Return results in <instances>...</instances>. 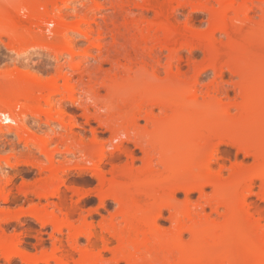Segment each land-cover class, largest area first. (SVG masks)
<instances>
[{
	"label": "rangeland",
	"instance_id": "1",
	"mask_svg": "<svg viewBox=\"0 0 264 264\" xmlns=\"http://www.w3.org/2000/svg\"><path fill=\"white\" fill-rule=\"evenodd\" d=\"M43 1L44 0H0V21L3 22V24H0V81H2L0 82V94L4 96L5 94L9 95L8 93L11 92V96L9 95V98L11 99L15 95L10 101L11 104L13 103L12 106L15 108L14 112L15 115H17L18 125L22 127V129L17 132L9 134L0 133V238H3L0 239V264H32L34 259H43V257H46L44 260L49 259L48 264H59V259H63L67 264H78L77 262L81 260L79 258H81L80 255L83 251H87L86 253L90 254L92 260L97 259L98 261V254L101 253V257L103 256L100 258L102 262L101 264H110L112 259L111 251L117 246V242L115 239L108 238L104 232L103 225L107 224L112 216L114 217L116 214L115 212H117L118 205L106 197V186H108V184H110L113 180L111 179L112 176L109 173L112 166L122 168L128 159L121 156L120 159L114 163L106 161L103 165H101L102 171L105 172V179L103 181H99L94 176L95 169L93 165L98 155L97 153H99L102 148L105 149L104 151L106 153H108L116 143L113 141L114 136H112L102 125H100L99 122L94 120L93 115L98 108L104 106L105 108L108 107L110 111H113L114 109L116 110V108L121 109L123 103L120 105V99L124 98L126 95L128 96L129 94V92L125 91L127 88H124V91L123 89L117 90V93L114 92L115 95L111 91L109 93L108 90L102 87V85L107 83V80L108 83L105 85L108 87L109 84L111 86L116 85L114 84L116 80L121 83L126 81L130 85V88L128 87L129 89H127V91H130L131 94V91L134 93L133 90L141 84H148L149 86L156 81L157 84L164 83L166 74L163 68L159 67V70L155 72L158 79L153 80L149 73L152 71V65H154V62L146 60L148 62L145 65L144 63H140L141 61L139 62L138 57H136L138 61L136 62V59L133 58V60H135L133 61L135 62L133 67H131L133 70L129 73L127 72V74L126 72L123 74V72L120 71L117 73L116 70H113L110 64H104L103 72H101L102 74L96 77L89 75V71L101 62V55H104L105 49L110 48L113 46L112 44H114L113 37L115 36V29L113 28L114 30H112L110 26L108 28H104V21L108 22L110 19L115 18V21L118 19V22H116L120 24L123 19H129V21L134 20L137 22L138 26L134 29V31L132 30L133 33H135V30L137 29V32H142L143 30H145L143 32H146L148 28L149 32L151 28L152 30L154 29V33L150 30L154 35L158 31L155 29H160L162 26L168 27L167 29H178L179 37L174 46L177 48L178 44H183V48L179 55L180 60L175 64L176 66L172 68V72H176L177 68L180 73L178 82H180L181 87L179 88H183L184 92L186 89L188 90V88H190V91L186 90L188 93H186L185 97L191 96L193 92L191 90H195L193 94L195 96L197 95L196 97L198 102H204V98L209 95L205 99L213 98L214 100L219 101V108L221 107L219 111H223L224 109H227V105H232L240 101L235 92L240 84L244 85V82L245 85H251L257 82L264 83V68L257 69L253 67L255 64L259 65L261 62H264V6L261 7V4L258 2L259 0H233L236 5L244 3L247 4L248 8H250L248 15H246L248 17L245 16L244 18V15H238V18L241 16L239 18L240 20L247 19L245 20L247 23L243 20L240 21L237 18L240 22L236 20L233 21L234 23H230V30L228 29L229 33L227 32V34H222L217 32L211 36L210 33L212 34L213 30H217L216 28L220 27V25L222 26L220 21L215 23V20L213 19L215 18V15L220 12V6L224 4L223 0H221L223 2L221 5L219 0H178L181 2L182 7L174 15L172 14L171 9L175 3H173V1L169 3L170 0H71L67 6H64L62 3L57 1L58 7L55 6L53 9L49 7L48 9L49 11L52 10L53 15L65 14L67 23L69 26L71 25L68 37L73 40V46L71 49V53L73 54L71 56V54L69 55L68 53H65L62 57L56 60L53 56V51L56 47L54 46V40H52L50 35V32L53 30V26L36 22V20L31 22L27 18L30 13L37 16L39 13L43 12V9L39 7V4ZM228 1L229 3L233 2L231 0ZM228 1L227 4H229ZM165 3L167 5H165ZM171 4L173 5L170 6ZM117 6H120L123 9L122 12L120 11V14L116 10ZM142 6L146 7L144 15H140V7ZM168 8L171 9L168 10ZM95 9L98 10L96 11ZM159 10H165V13L168 11L166 14L169 19H167V17L160 18V16L157 15ZM169 12H171V15ZM231 15L228 14L229 17ZM79 17H86L85 19L92 22L95 21L96 24L91 22L92 26L87 24L78 25L76 22ZM232 17L233 15L231 18ZM164 20L165 23L163 22ZM160 23L162 26H159ZM4 29L9 30L5 32ZM158 32L156 34L160 36L162 31L159 30ZM99 33L102 34V38L100 41H97L99 39ZM10 34L11 36H8ZM86 34H89L90 36L87 35V37H85ZM207 34L212 39H210ZM127 35H124V37ZM158 35L154 36H157L158 39L162 41V36L159 38ZM124 37L119 38L120 41L118 42H123L121 39L124 40ZM126 38L127 37H125V39ZM98 43H100V47H98V49L100 48L101 50H98L96 47V44ZM173 43H168L170 48H173ZM160 45L162 46L161 43ZM166 45H164L163 42V46ZM153 46L158 45H155L154 43ZM169 47L167 46V48ZM156 48H160V46ZM190 48L191 50H189ZM213 48L217 51L220 50V66H224V73L218 78L214 76L211 70L207 69L212 65L213 61L210 54L207 52ZM220 52L223 53L224 56ZM160 53L159 58L161 57V67L166 66V57L168 56V52L162 50ZM241 62L244 65L243 73L244 76H246L245 79L234 76L228 72V69L226 70V68L230 65H241ZM139 63L143 66L145 65L143 70L137 68ZM59 67L62 69L61 72H57ZM203 68H206V70L198 76L199 74H197L198 72L196 71ZM18 72L27 73L31 77L40 80H49L50 78L57 77L58 73H60L61 76L57 83L60 90L63 89L65 80L68 79L71 80V84L76 87L72 92H67L64 89L61 90L62 93L57 94V96L55 95V97L52 98L53 103H51V106H47V104L43 101L47 95L46 90H43L40 93L34 92V96L30 93L26 96L27 98H23L25 96H17L16 93L20 90L17 88H20V83L19 81H16L15 74ZM10 75L13 77H10ZM1 76H7L6 78L3 77L4 80H6H2ZM111 77L114 78L115 82ZM260 80H262V82ZM15 84L17 86H15ZM107 86L105 87L107 88ZM89 88H92V90L88 91ZM93 88L97 91L94 93L96 94V106L92 105L95 98H91V95L86 93V91L90 92V94L94 92ZM224 93H226V96H224ZM117 94H119V96ZM30 95L31 97L33 96L32 100L30 99ZM41 95H43V97ZM35 96L38 99H35ZM120 96L122 98H120ZM6 98L9 99L8 97ZM60 108H62L63 112ZM85 108H88V110ZM112 108L113 110H111ZM59 110L62 112L61 115L63 117H61V115L60 117L62 120L64 119V124L63 122V125H61V123L58 124L56 121H52L53 124L50 123V128L45 126L46 124L44 125V123L46 122L45 120L48 118L49 113L52 111L55 113ZM204 111L206 110H202V113ZM228 111L229 116H235L236 111L234 109H230ZM154 113L156 115L155 117H157V115L159 117L161 112L159 113L158 110H154L153 114ZM202 113L200 112L199 115ZM112 114H115L114 111ZM161 117H163L162 113ZM0 125L2 126L1 123ZM139 126L141 129L146 127L143 121H139ZM147 128L149 129L150 127L147 126ZM67 135H70V137H67ZM119 136L123 138V132L119 134ZM198 140L197 142H199ZM129 147L134 150V157L136 159L134 160L133 172L131 173L136 174L138 172L141 174L142 172H139L142 168L140 159L143 155L139 150L134 149L132 145ZM206 150H208V146L206 147ZM207 152L208 151H206V153ZM200 153L203 152H199V154ZM206 153L202 155L205 156ZM218 153L217 155L219 157L222 156L220 157L221 161L219 160V163L223 164L227 169L220 173L221 177L218 175L220 172L219 166L214 164L212 167L213 171L211 170L212 173L210 174L214 176L218 175L220 182L224 184V188L225 184L229 187L228 190H226V193H229V190H232L233 186L230 187L232 184L230 186L227 185L228 183H232L231 176H229L231 172L228 167L230 168L232 163L234 165L239 162V164H242L244 168H250L253 166L254 160L252 158H244L241 154H238L234 148L229 146H221ZM200 157L195 156L197 160H201L202 158ZM197 160L196 163L199 162H197ZM193 164L195 163L193 162ZM52 166L53 168L56 166V169H59L60 167L69 169L66 175L63 177H56L55 180H53L55 175L50 173V167ZM80 168H85L87 170L82 171ZM159 168L160 170H158ZM217 171L219 172L217 173ZM156 172L160 175L164 174L162 167H158ZM189 172H192L191 176H189ZM189 172L186 173L187 175L185 174L188 176L187 178L186 176L183 177L184 182H188L189 180L192 181L200 172V174H202V171L199 172L198 168H193V170H190ZM120 177L115 179L120 182L121 180L122 182L128 180L127 177L125 180V177ZM60 182L63 183L60 185L61 194H59L58 197L49 198L47 200L38 195L40 192L42 193L52 190L54 186ZM259 188L260 183L255 181L252 187L254 195L249 197L248 201L253 206L256 204L255 206H260L264 209V203L259 202L257 199L260 192ZM154 191L155 197L153 198L155 200L156 196L159 197L158 195L160 192L161 194L159 198H165L167 197V194H169L166 190L162 192V190L160 191L155 189L152 193ZM230 193H232V191H230ZM233 193V195L236 196L235 190ZM154 194L149 195L151 197L154 196ZM212 194L213 191L209 187L205 188L201 194L192 192L187 197H185V195L181 192H178L174 196L175 206L183 210L182 213H190L194 216L192 217L188 214V216H190V219L188 220H193V218H195V220H191L192 223L205 221L209 226L210 224H213L210 227H218L221 226L228 217L225 216L227 215V211L224 210L225 208H218L217 206L214 208V205L209 207L205 206L203 207V210H200L199 208L206 203L205 201L209 202L212 200ZM224 194L225 193H223V195ZM232 196L230 195V198H232ZM144 197L145 196H140L137 199L140 200L139 202L141 204L146 201V204L144 203L146 206L144 204L139 205L143 208L145 213L147 212L146 215L148 214L147 218H149V214L150 216L152 215L151 211H156L157 207V205L155 208L151 205L154 206L155 203H158L160 200H157L158 202L154 200V204H151L153 199H150L149 196V198ZM226 197L228 198L229 196ZM235 199L236 198L234 197V201ZM231 201L228 200V202ZM149 205L151 207L148 209L147 206ZM211 207L212 209H210ZM147 209L149 212L146 211ZM174 209L169 211L164 210L161 218L157 221L160 236L163 237L162 239L166 236V239H169V234L172 233L173 227L176 226L170 220L171 213L175 212L173 211ZM187 210L189 212L186 213ZM242 214L244 215L243 218L239 217L240 214H236L239 220L237 219L233 221H238L240 223V220L243 219V226H245L243 228L245 229L244 231H247L249 235L250 231H252L251 233L256 236L253 238L257 241L259 239L258 242L262 243L259 245L264 248V234L262 233L264 220H261L260 223L262 224L257 225L254 220L249 219H252L251 216L249 217V215H246L243 211L241 212V215ZM2 219L5 220L3 221ZM122 219L120 216H117L112 223L119 227H125L127 223L123 222L124 219ZM185 219L187 220L186 216L183 217V220ZM188 220L186 221L187 223H182H184L185 226L192 225ZM133 221L134 219L130 222ZM135 222H137V218L135 219ZM215 222H219V224H216ZM239 225H242V223ZM256 225L257 227H255ZM260 225H262L261 228H259ZM56 226L60 229L56 228ZM140 226H142V224L139 225V229L141 228ZM258 229H260V232ZM74 230L79 231L76 232ZM80 231H87L89 234L92 232L91 235L93 237H91V245H89L85 237H79L76 241L77 245L74 244L75 240L73 238V232L78 233ZM247 232L246 236H248ZM71 233L72 236L70 237ZM174 235L176 236V233ZM103 237H107V239H109V242L106 245L109 249L108 251L103 250L105 246ZM132 238L136 239V236L134 238L133 234ZM139 238L140 237H138V239ZM172 238L174 237H171L169 240H172ZM181 240L182 243L187 244L191 241V237L188 233H184ZM4 242L6 244L7 242L9 243L6 245ZM164 242H167V240ZM153 243L154 242H152V245L150 244V246H154L155 244ZM2 245H4V247H2ZM9 245L16 249H13L14 251H12V257L7 259L5 256H7L6 254H8V251H6L5 247ZM148 248H150L149 245L146 249L147 251L149 250ZM144 250L141 251L143 252ZM3 251L6 252V254ZM52 252L55 254H52ZM142 252L138 254L140 258L148 256V253L146 254ZM144 254L146 255L144 256ZM21 256L22 258H20ZM40 261L36 260L35 264H38ZM157 263H161V261H157ZM164 263L162 262V264ZM39 264L44 263L42 261Z\"/></svg>",
	"mask_w": 264,
	"mask_h": 264
},
{
	"label": "bare ground",
	"instance_id": "2",
	"mask_svg": "<svg viewBox=\"0 0 264 264\" xmlns=\"http://www.w3.org/2000/svg\"><path fill=\"white\" fill-rule=\"evenodd\" d=\"M57 1L62 3L64 6H67V4L71 2V0H44L39 4V7L43 9V12L39 13L37 16L33 15V13H30L27 17L28 20L31 22L33 20L34 21L36 20V22L53 26V30L50 32L51 33L50 35L52 40H54L53 41L54 43L53 42L52 43L56 47L53 51L54 52L53 56L56 60L62 57L63 54L65 53H68L69 55L71 54V56L73 54L71 53L73 40L72 38L68 37V32L71 28V25L69 26V24L67 23L65 14L53 15L52 10L49 11L48 9L49 7H51V9H53V7L55 8V6L58 7ZM171 1H173V3L175 4L174 6H172L173 4H171L170 6H172V9L168 8V10L171 9L172 14L174 15L176 12H178V10L182 7V5L181 2H179L178 0H170L169 3H171ZM219 1H220L219 2L220 5L223 4V2L226 5L223 4L220 6V10H219L220 12H218V14L215 15V18L213 20H215L214 21L215 23L220 21V23H222V26L220 25V27L216 28L217 30H213V32L211 31L212 32V34L210 33L211 36H213L217 32L222 34H227V32L230 30L229 29L231 25L230 23H234L233 21L238 20L241 17L240 16L238 18L239 14L242 16L244 15L243 17L245 18V16L248 15L250 9L248 8L247 4L241 3L240 5H236L233 0H231L233 1L232 3L231 2L229 3L228 0H225L226 2L224 0L223 2L221 0ZM227 1L229 4H227ZM258 2L261 4V7L264 6V0H259ZM165 5L167 4L165 3ZM116 8L119 14L120 11L122 12L123 10L120 6H117ZM140 9H139L141 11L140 15H144L146 11V7L142 6L140 7ZM164 11L165 10H159L157 12V15L160 16V18L163 17L166 18L167 17L166 13L168 11H166V13ZM169 14L171 15V12H169ZM228 14L230 15L232 14L233 17L231 18L232 15L229 17ZM79 18L77 19L78 21L76 22L78 25L80 24L91 25L92 23L93 24L95 23V21L92 22L89 21L88 19H85L86 17L80 19ZM167 19L169 18L167 17ZM242 20L245 21L247 19H241L240 21ZM116 21L118 22V19H116ZM116 21L115 18L110 19L108 22L104 21V25H103L104 28H108L110 26L112 30L115 29V36L113 37L114 44H112L113 46H111L110 48L105 49L104 55H101L102 53L100 54L102 56V59H100L101 62H99V64H97L92 70L89 71V75L96 77L102 74L101 72H103L104 64L105 65L110 64L113 70H116L117 73L118 71H120L123 72V74L125 72L127 74V72L129 73L131 70H133L131 68L135 63L133 62L135 61L133 60V58L136 59V57H138L139 62L141 61L140 63L142 64L144 63L145 65L147 64L148 61L154 62L153 63L154 65H152V71L151 73H149L150 76H152L153 80L158 79V76L155 72L159 70V67L163 68L166 77H165V82L161 84H157L156 83L157 81L149 86L148 84L147 85L141 84L133 90L134 93L131 91V94L130 91H127V89L130 88V85L126 81H123L121 83L116 80L115 82L114 78L111 77L115 82L114 84L116 85L112 84L113 86H111L109 84L108 87L107 85H105L108 83L107 80V83L102 85L104 89L108 90L109 93L111 91L115 95V93H117V90L123 89L124 91V88H127L125 91L129 92V94L128 96L126 95L124 98L120 96V98H122V99L119 98L121 100L120 105H122L123 103V106H121V109L116 108V110L115 109L113 110L112 108L111 110H113L115 114H112L113 111H110L108 107L105 108L104 106L98 108V110L93 115V119L99 122L100 125H102L112 136H114L113 141H115L116 143L108 153H106L104 151L105 149L103 148L99 153H97L98 155L93 165L95 169L94 176L99 181H103L105 179V172L102 171L101 165H103L106 161L114 163L117 160H119L121 156H124L125 158L128 159L126 164L122 168H117L116 166H112L109 173L112 176L111 179L113 180L111 183L109 181L110 184L106 186L107 192L105 191L106 197L111 199L113 202H115L118 205V209L117 212H115L116 214L114 215V217L112 216L110 218V221L107 224L103 225L104 232L108 236V238L115 239V241L117 242V246L111 251L112 259L110 264H156L157 261L158 262L161 261V263H157V264H162V262L163 263L165 262L164 264H169V263L170 264H264V248L260 246L262 243L258 242L259 239L257 241L255 238H253L256 236H254L253 233H251L252 231L250 230H249L250 235L246 231L248 233V236H246L247 234L244 231L245 229H243L245 227L243 226L244 225V222H242L243 219L240 220L241 221L240 223H242V225H239L240 223L238 221H237L238 224L236 221H233L237 219L239 220L236 214H240L239 215L240 218L244 217L243 215L244 213L241 215L242 211L245 212L246 215H249V217L251 216L252 219L251 218L249 219L254 220L257 225L262 224L260 222L261 220L262 221L264 220V209H262L260 206H255L256 204L253 206L248 201L249 197L254 195L252 192L253 183L255 181H258L260 183V188H259L260 192L259 195L257 196V199L259 202L264 203V83L262 82L263 79L260 80L262 83L257 82L251 85H245L244 82V85L240 84L239 87L236 86L237 89L235 92L237 94V97L240 99V101L232 105H227L226 106L227 111L225 109H224L225 111L223 109H222L223 111H219V109L221 108V107L219 108L220 106L219 101L214 100L213 98L205 99L206 97L209 96L207 95L208 93L206 94L207 96L205 95L206 97L204 98V102H198L196 97L197 95L195 96L193 94L195 90H191L193 91L192 92L193 95L191 94V96L188 95L189 97H185L186 93H188L186 92L187 89L184 92L183 88H179L181 87L180 82H178L180 73L177 68H176V72H172V68L176 66L175 64L178 63L180 60L179 55L183 48L182 46L183 44L181 45L178 44L177 48L174 46L179 37L178 29L176 28L167 29L168 27L162 26V24L160 23L159 26L162 27L160 29H155V30L158 31L160 30L162 31V33L160 34V36L156 34L158 31L154 34V35H158L159 38L162 36L161 39L162 41H160V39H158L157 36L156 39V37L153 35L154 29L152 30L150 28V30L153 33L150 30L148 32L149 28L146 31L147 33L143 32L145 30L142 31L143 33L140 31L137 32L138 31L137 29L135 30L136 33L135 34L133 33V31L138 26L137 22H135L134 20L129 21V19L128 20L123 19V21L120 24H118ZM163 22L165 23V20ZM1 23L3 24V22L0 21V24ZM121 29H123L124 31ZM4 30L6 32L9 29H4ZM150 32L152 35L150 34ZM87 35L89 34H86L85 37H87ZM124 35H127L125 36L127 37L126 39ZM8 36H11V34ZM123 37L124 40L121 39V41L123 42H118L120 41L119 38H123ZM98 38L97 41H100L102 38L101 33L98 34ZM210 39L212 38L210 37ZM163 42L164 45L168 43L172 44L174 42L173 48H170L169 44L163 46ZM154 43L155 45L157 44L158 46H160V48H156L158 46H153ZM160 43L162 44L163 47L160 45ZM96 45L95 46L98 49V47H100V43ZM167 46L169 48H167ZM214 49L215 48L207 52L210 54V57L213 59L212 65L207 69L211 70L214 76L218 78L223 75L224 66H220L221 65L219 61L221 60L219 58L220 50L217 51ZM162 50L168 52V56L166 57L167 60L166 66L161 67L160 64L161 57L159 58V53L162 52ZM189 50H191V48ZM221 54L224 56L223 53ZM138 59H136V62L138 61ZM139 64L138 67L137 66L136 67L138 69L140 68V70H143L145 68L144 67L145 65L143 66L140 64L141 66L140 67ZM241 65L239 64L237 66L230 65L231 67L230 66L227 67L226 70L228 69V72L234 76H237L241 79H245L246 76H244L243 73L244 65L243 63ZM253 67L257 69L259 68L263 69L264 62H261V64L259 65L255 64ZM61 70L62 69L59 67L57 72H61ZM205 70L206 68L198 69V71L196 72H198L197 74H199L198 76H200L202 73H204ZM12 75H10V77ZM15 75L14 76L16 78V81H19L20 83V84L18 83L20 85V88H17L20 90H18V92L16 93L18 97L25 96L23 98H27L26 96L30 93H32L34 96V92L40 93L43 90H46L47 92L46 91L45 92L47 93V95L45 100L43 101L47 104V106L48 105L51 106V103H53L52 98H54L55 95L57 96V94L62 93L61 90L64 89L67 92H72L76 87V86L74 87V85L71 84V80L68 79L65 80L63 89L60 90V88L57 85L58 79L61 76L60 73H58L57 77L50 78L49 80L36 79L31 77L27 73L18 72ZM1 77L2 80H4V78H6L7 76L6 77L1 76ZM15 86L17 85L15 84ZM105 86H107V88ZM189 89L190 88H188L187 91H190ZM90 90H92V88L88 89V91ZM88 91H86V93L91 95V98L92 97L93 99L95 98L92 102V105L96 106V101H95L96 94H94L96 90H94L93 88L94 92L91 91L92 92L91 94ZM8 94L11 96L12 93L10 92ZM225 94L226 93H224V96H226ZM9 95L5 94L4 96L1 95L2 97L0 96V123L2 124V126H5L2 127L0 125V133L3 134L17 132L18 130L22 129V127L18 125L17 115H15L14 112L15 108L14 106H12L13 103L11 104L10 101L14 98L15 95L12 97V99L9 98L10 97ZM117 95L119 96V94ZM5 96L8 97L9 99H7ZM33 96L31 97L30 95L31 100ZM41 96L43 97V95ZM35 99L38 98H36L35 96ZM62 108L60 109L62 110ZM85 109L88 110V108ZM230 109H234L236 111L235 116L228 115L229 114L228 110ZM61 110L55 113L54 111L52 112L49 111L50 112L49 116L47 115L48 118L45 120L46 122L44 123V125L46 124L45 126L50 128L51 127L50 123L53 124L52 121L54 122L56 121L58 124L61 123V125H63L64 119L62 120L61 118L63 117L61 115L63 110L62 112ZM154 110H158L159 113L161 112L163 117H161V113L159 117L158 115L157 117H155L156 116L155 113L153 114ZM202 110H206V111L202 113ZM200 112L202 113L201 115H199ZM139 121H143L145 123L146 129L145 128L141 129V127L139 126ZM147 126H149L150 128L148 129ZM122 132H123V138L119 136V134H121ZM67 137H70V135H67ZM197 140L199 142H197ZM199 143L201 146L199 145ZM130 145H132L134 149L139 150L143 155V157L140 159L142 168L141 171L139 172H142L141 174L138 172L136 174L131 173L133 172L134 160L136 159L134 157V150H132L129 147ZM207 146H208V150H206ZM221 146L232 147L237 151L238 154H241L244 158H252L254 160V164L250 168L247 167L244 168L242 164H239V162L238 164L234 162L235 163L234 165L232 163L231 167L230 168L228 167V169L231 172V174L229 173L230 174L229 176H231L232 183H228L227 185L230 186L232 184L230 187L233 186L232 187L233 189L231 188L232 190H229V193L230 191H232V193L230 194L226 193V190H228L229 187H227L225 184V188H224V184L220 182L218 178V175H220V173L223 170L227 169L223 164L219 163L220 157L222 156L219 157L217 153ZM204 150L208 152L206 153V151ZM199 152H203V153L199 154ZM204 153H206L205 156H203ZM195 156H198L202 159L197 160ZM196 160L197 162L198 161L199 162L196 163ZM49 161L52 162L51 160ZM193 162L195 164H193ZM214 164H217L220 168L219 170L220 172L217 171V173L218 172L219 173L216 176L210 174L212 173L211 170ZM158 167L163 168L164 170L163 175H160L156 172ZM193 168L194 169L198 168L199 172L202 171V174H200L201 173L200 172L199 173L200 175L198 174L197 176H195V178L193 177L194 179L192 181L189 180L190 182L189 181L184 182L183 177L187 175L186 174L187 172L193 170ZM50 169L51 171H53V169L55 171V172L50 171L51 174L55 175L54 179L52 178L53 180H55L56 177L59 176L63 177L64 175H66L69 168L60 167L59 169H56V166L55 168H53L52 166L50 167ZM80 170L86 171L87 169L80 168ZM158 170H160V168ZM191 173L189 172V176L192 175ZM120 176L125 177L124 180L127 178L128 180L127 181L125 180V182H122L121 180L120 182L119 180H117L118 177ZM187 177L188 176H186V178ZM62 183L63 182H60L59 184H56V186H54L52 190L45 191L42 193L40 192V194L38 195H40L41 198L47 200L49 198H56L59 196V194H61L60 185ZM207 187L212 189L213 197L211 201L209 202L205 201L206 203H204L202 206L199 207L200 210H203L204 209L203 207L205 206L209 207L214 205L213 206L214 208H216V206L218 208L219 207H223V209L225 208L224 210L227 211V215L225 216H228L225 222L221 226L218 227L215 226L214 228L210 227L213 224H210L209 226L208 223H206L205 221L192 223V221L195 220V218H193V220L191 219L192 221L188 220L190 219V216H188V214L190 213L184 214L182 213L183 210L175 206L174 196L176 193L181 192L182 194L185 195V197H187L192 192H197L198 194H201L204 191V189ZM155 189H158L160 191L162 190V192L166 190L168 191L169 194L166 193L167 197L165 198L163 197L159 198L161 194L160 192L158 195L159 197L156 196V200H155L153 198L155 197L154 194L155 191L152 193V191ZM234 190L236 196L233 195ZM223 193L225 194L223 195ZM149 194H154V196L150 197ZM230 195L231 196L233 195L232 198H230ZM140 196L141 197L149 196L150 199L152 198L153 200L151 201V204L154 202V200L155 201L160 200L159 202L157 201L158 203H155L154 206L150 204L154 208L156 207V205L157 207H156V211L155 210L153 211L154 213L151 211L152 215L150 216L149 214V218H147L148 217L147 216L148 214L146 215L147 212L145 213L143 208L139 205L141 203L139 202L140 200H138L137 198ZM226 196L229 197L227 198ZM234 197L237 200L235 199L234 201ZM231 199L233 202L231 201ZM228 200H230L233 204L231 202H228ZM144 203L146 204V201L142 202L141 205H143ZM150 205L147 206L148 209L149 207H151ZM148 209L146 211H148ZM171 209H174L173 211L175 212L171 213L170 220L176 226H174L175 230L173 227V231L171 233L172 236L171 234H169L170 236L168 237L169 239H171V237L174 238H172V240H169L168 238L166 239L167 236L166 237L164 236L165 238L162 239L163 237L160 236L157 221L161 218L162 212L164 210L169 211ZM210 209H212V207ZM187 212L189 211L187 210L186 213ZM117 216H120L121 219L123 218L124 219L123 222L127 223L125 227H119L112 223V221L115 220ZM185 216L192 225L189 224L190 226H185L184 223H182L187 221L186 219H185L186 221L183 220V217ZM136 218H137V222H135ZM133 219H134L133 221L134 223L130 222ZM2 220L4 221L5 219ZM140 224H142L143 228L142 226H140L141 228L139 229ZM216 224H219V222ZM257 225L255 227H257ZM261 226L262 225H260L259 228H261ZM56 228L59 227L56 226ZM262 228L263 231L262 230L261 231L264 234V227ZM258 230L260 232V229ZM87 231L86 232L80 231L78 233L73 232L75 245H77L76 241L78 240L79 237H85L86 241L89 243V245H91L92 243L91 237H93L91 235L92 232L89 234V232ZM173 233L174 234L176 233V236ZM184 233H188L191 237V241L187 244L182 243L181 240L182 235ZM133 234H134V238L136 236V239L132 238ZM71 236L72 233L70 237ZM138 237L140 238L138 239ZM165 240H167V242H164ZM151 241L154 242L153 243L155 244L154 246H150V244L152 243ZM103 242L105 245L103 250L108 251L109 249L106 245L108 244L109 239H107V237H103ZM8 243L9 242H7V244ZM148 245L150 248H148L149 250L147 251L146 249ZM2 247H4V245H2ZM5 248L6 251H8L7 252L8 254H6V252L4 251L3 252L7 255L5 257L9 259L10 257H12L11 255H13L12 252L14 251L13 249L16 248H13V246L10 245L6 246ZM143 248L147 251L148 254ZM141 250H144L143 252L146 253L148 256L146 257L145 256L146 254H144L145 257L141 256L142 258H140L138 254L142 252ZM86 252L83 251L82 254L80 253L81 258L79 259L81 260L77 262L78 264L102 263L100 260V258L103 257V256L101 257L102 255L101 253L98 254V258H99L98 261L97 259L92 260L90 254ZM53 253L54 252H52V254ZM20 258H22V256ZM45 258L44 257L43 259L36 258V260L39 261L42 260L44 264H48L49 259L44 260ZM36 260L34 259V262H32V264L33 263L35 264ZM58 263L67 264L66 261H64L63 259H59Z\"/></svg>",
	"mask_w": 264,
	"mask_h": 264
}]
</instances>
